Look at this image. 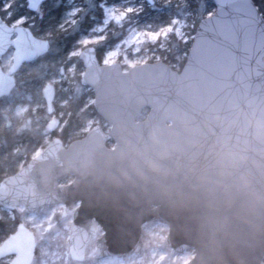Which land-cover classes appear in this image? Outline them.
Returning <instances> with one entry per match:
<instances>
[{
    "label": "water",
    "instance_id": "95a60500",
    "mask_svg": "<svg viewBox=\"0 0 264 264\" xmlns=\"http://www.w3.org/2000/svg\"><path fill=\"white\" fill-rule=\"evenodd\" d=\"M212 1L179 71L162 60L127 69L103 64L93 45L83 47L80 82L92 89L114 145L104 142L98 124L66 145L51 138L0 179V207L33 215L63 204L75 261L92 239L98 259L138 253L142 224L160 219L170 248L193 249L185 264H264V16L253 0ZM42 2L27 6L36 10ZM10 46L8 70L0 65V97L49 41L0 18V54ZM42 96L51 112L52 82ZM144 108L147 116L137 121ZM35 248L34 233L21 222L0 242V259L31 264Z\"/></svg>",
    "mask_w": 264,
    "mask_h": 264
},
{
    "label": "trees",
    "instance_id": "16d2710c",
    "mask_svg": "<svg viewBox=\"0 0 264 264\" xmlns=\"http://www.w3.org/2000/svg\"><path fill=\"white\" fill-rule=\"evenodd\" d=\"M4 1L8 3L6 22L12 24L18 18L26 17L24 25L35 35L48 38L50 48L37 62L22 65L15 74L13 89L0 98V179L15 172L53 136L67 143L82 136L89 121L100 120L91 102L92 90L80 82L83 65L77 55L71 53L77 48L80 37L102 22V4L122 3L125 9L131 7L133 11L127 12V17L138 24L157 27L169 24L173 17L190 22L189 43L185 44L181 37L169 33L164 44L150 46L151 51L159 53L160 60L174 69L181 67L199 19L214 10L212 0H153L152 3L147 0H73L79 9L74 20L63 26L61 16L70 9L69 0H44L36 11H29L26 0ZM253 1L264 16V0ZM55 4L59 7H54ZM121 31L110 30L101 41L94 43L99 62L105 49L122 37ZM71 65L75 67V76L74 82L69 83L68 67ZM57 77L52 113L59 115V125L48 130L49 113L41 89L46 81ZM59 102L63 104L58 106ZM17 105L26 106L21 116L14 114ZM110 142L111 139L106 138V143ZM23 213L18 208L11 211L0 208V242L23 221ZM0 264L7 262L1 259Z\"/></svg>",
    "mask_w": 264,
    "mask_h": 264
},
{
    "label": "rangeland",
    "instance_id": "374dc122",
    "mask_svg": "<svg viewBox=\"0 0 264 264\" xmlns=\"http://www.w3.org/2000/svg\"><path fill=\"white\" fill-rule=\"evenodd\" d=\"M68 4H71L70 9L75 12L79 9L78 4L73 2V0H69ZM101 6L103 8L102 22L80 37L78 46L71 55H77L80 49L86 45H94V43L101 41L110 30H122V37L103 52L101 63L106 64L117 61L126 69L136 63L159 60V53L151 51L150 46L155 43L158 46L164 44L169 33H174L183 40L190 37L191 24L186 19L177 18L176 23H172L171 20V31H169L167 27H163L166 25L154 27L146 23L138 24L136 21L129 20L127 17L128 8L125 9L122 3H104ZM73 20L74 16L65 11L61 16V25H68ZM17 23H20L19 19L12 24ZM165 32H168L167 36L164 35ZM191 37H193V34ZM2 61L4 69H7L9 60L3 59ZM68 72L70 80L67 82L72 83L75 76L74 65L68 67ZM58 79V77L52 78L49 81L55 83ZM62 104L59 102L58 106ZM25 110L26 106L17 105L14 109V114L21 116ZM52 118L55 119L53 128H57L59 115H56V113L49 114L47 123ZM97 120L89 121L88 126L91 122L95 123ZM108 128L109 126L106 122V131ZM16 208L23 211L20 207ZM61 211L62 206L56 205L38 215L23 213V223L35 235L36 251L32 264H184L193 255L192 249H186L181 253L171 251L164 242L165 230L160 225L154 226L147 223L142 229L143 248L141 252L99 260L94 256V242L91 241L87 245L84 259L82 261H74L68 254L70 218L68 216L63 217ZM4 259L8 264L10 257Z\"/></svg>",
    "mask_w": 264,
    "mask_h": 264
},
{
    "label": "flooded vegetation",
    "instance_id": "af4514ba",
    "mask_svg": "<svg viewBox=\"0 0 264 264\" xmlns=\"http://www.w3.org/2000/svg\"><path fill=\"white\" fill-rule=\"evenodd\" d=\"M6 7H7V4H6V2L4 1V0H0V18L3 20V21H5L6 22V20H5V10H6ZM7 23V22H6ZM12 53H13V49H12V47L10 46L7 50H6V52L5 53H3V54H0V65H1V67L4 69V67H3V59H5V60H9V65H8V67L10 66V64H11V62H12ZM22 65H24V64H21L20 65V67L17 69V71L22 67ZM8 67H7V69H8ZM4 70H6V69H4ZM16 71V72H17ZM16 72H15V74H16ZM15 76V75H14ZM147 116V112H140V113H138V114H136L135 115V119L137 120V121H139V120H143L145 117ZM99 120V119H98ZM101 120V119H100ZM99 123H100V126H101V128L102 129H105V124H106V122L105 121H99ZM106 138V137H105ZM113 142V141H112ZM101 231L100 230H97L96 231V234H99Z\"/></svg>",
    "mask_w": 264,
    "mask_h": 264
},
{
    "label": "snow or ice",
    "instance_id": "6c2138e0",
    "mask_svg": "<svg viewBox=\"0 0 264 264\" xmlns=\"http://www.w3.org/2000/svg\"><path fill=\"white\" fill-rule=\"evenodd\" d=\"M54 7H59V4H55L54 5ZM34 9H29V11H33ZM66 11L67 12H69L71 15H73V16H75L77 13L75 12V11H73V10H71V9H66ZM133 11V9L131 8V7H129L128 9H127V12H132ZM139 14V12H137V15ZM208 15L210 16V15H212V13H208ZM42 18V17H41ZM19 19V22L21 23V24H24L25 22H26V17H20V18H18ZM177 22V18L176 17H173L172 18V23H176ZM163 27H167L168 29H169V31H171V23L169 24V25H166V26H163ZM164 35H168V32H165L164 33ZM184 43L185 44H187V43H189V41L187 40V39H185L184 40Z\"/></svg>",
    "mask_w": 264,
    "mask_h": 264
}]
</instances>
